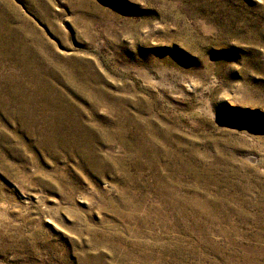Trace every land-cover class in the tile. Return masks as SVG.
Masks as SVG:
<instances>
[{"label":"rangeland","instance_id":"rangeland-1","mask_svg":"<svg viewBox=\"0 0 264 264\" xmlns=\"http://www.w3.org/2000/svg\"><path fill=\"white\" fill-rule=\"evenodd\" d=\"M0 264H264V0H0Z\"/></svg>","mask_w":264,"mask_h":264}]
</instances>
